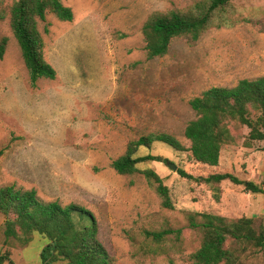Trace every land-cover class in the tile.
I'll use <instances>...</instances> for the list:
<instances>
[{
	"label": "rangeland",
	"instance_id": "374dc122",
	"mask_svg": "<svg viewBox=\"0 0 264 264\" xmlns=\"http://www.w3.org/2000/svg\"><path fill=\"white\" fill-rule=\"evenodd\" d=\"M13 1L0 5L7 11L0 18V39L8 38L0 59V186L35 188L44 200L90 209L117 264H193L190 255L203 235L201 212L253 217L264 226V194L230 180L217 189L178 172H230L260 183L263 141L223 145L217 166L161 142L139 148L140 155L162 156L138 168H153L164 179L172 209L163 207L141 172L125 175L111 167L130 141L149 133L173 134L189 148L184 129L197 116L192 98L212 86L264 75V0H232L227 16L234 25L212 26L198 40L177 37L155 58H148L142 32L149 15L195 12L204 0H62L74 11L72 21L48 13L39 22L44 55L57 77L39 79L36 86L10 26ZM2 223L0 215V253L10 250L14 264H42L48 237L35 232L28 244L14 238L4 244ZM165 229L181 232L159 245L146 236ZM240 264H264V248L242 254Z\"/></svg>",
	"mask_w": 264,
	"mask_h": 264
},
{
	"label": "trees",
	"instance_id": "16d2710c",
	"mask_svg": "<svg viewBox=\"0 0 264 264\" xmlns=\"http://www.w3.org/2000/svg\"><path fill=\"white\" fill-rule=\"evenodd\" d=\"M231 6L232 0H204L195 12L170 9L151 13L142 27L148 58L164 56L177 37L198 40L212 26L234 25L236 21L227 16ZM48 13L62 21L74 19L73 9L62 0H14L9 8L10 26L33 86L39 79L57 77L55 67L45 58V43L39 29V22L46 21ZM6 14L5 9L0 10V18ZM7 43L8 38L1 37L0 59ZM190 105L197 116L184 129L189 148L173 134L149 133L130 141L125 153L111 162V167L120 174L141 172L154 185L163 207L169 209L174 204L164 179L153 168H138L141 162L161 161L162 156L151 152L140 155L139 148L151 149L154 142H161L177 151L189 150L200 163L217 166L223 145L236 146L241 139L246 147L254 141L264 142V75L241 79L233 86H212L192 98ZM245 128L249 129L247 134ZM178 172L217 189L222 181L230 180L244 185L248 192L264 194V181L240 179L230 172L197 177L181 168ZM199 214L204 218L200 223L203 235L200 247L190 255L193 264H240L242 254L264 248V226H257L255 218ZM0 215L4 244L11 238L28 244L35 232L48 237L50 242L41 252L42 264H117L99 237L97 217L83 205L44 200L35 188L9 184L0 186ZM180 232L179 229L147 231L146 236L159 245L169 234ZM11 255L10 250L0 253V264H14Z\"/></svg>",
	"mask_w": 264,
	"mask_h": 264
},
{
	"label": "water",
	"instance_id": "95a60500",
	"mask_svg": "<svg viewBox=\"0 0 264 264\" xmlns=\"http://www.w3.org/2000/svg\"><path fill=\"white\" fill-rule=\"evenodd\" d=\"M171 166L173 167L174 170L177 169V166H175V165H173V164H172Z\"/></svg>",
	"mask_w": 264,
	"mask_h": 264
}]
</instances>
